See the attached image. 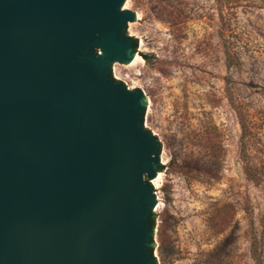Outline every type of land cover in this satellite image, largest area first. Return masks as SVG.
<instances>
[{
  "label": "water",
  "instance_id": "95a60500",
  "mask_svg": "<svg viewBox=\"0 0 264 264\" xmlns=\"http://www.w3.org/2000/svg\"><path fill=\"white\" fill-rule=\"evenodd\" d=\"M127 0H0V264H157L159 140Z\"/></svg>",
  "mask_w": 264,
  "mask_h": 264
},
{
  "label": "rangeland",
  "instance_id": "374dc122",
  "mask_svg": "<svg viewBox=\"0 0 264 264\" xmlns=\"http://www.w3.org/2000/svg\"><path fill=\"white\" fill-rule=\"evenodd\" d=\"M124 8L138 14L126 35L143 61L112 73L144 93L160 142L157 264H264V0ZM211 138L223 147L215 158Z\"/></svg>",
  "mask_w": 264,
  "mask_h": 264
},
{
  "label": "trees",
  "instance_id": "16d2710c",
  "mask_svg": "<svg viewBox=\"0 0 264 264\" xmlns=\"http://www.w3.org/2000/svg\"><path fill=\"white\" fill-rule=\"evenodd\" d=\"M137 47H138V43L136 42L135 43V48H137ZM217 131H218L217 126L216 125H211L210 128H209L208 134L210 136H212L213 134L217 135ZM210 141H211V143H210ZM210 141H209V147H210V150H211L212 157H214V158L215 157H218L219 154L221 153V151L223 150V147H222L221 144L220 145L219 144L217 145V143L216 144L213 143V141H214L213 138H211ZM198 167H199V169H203V166H200L199 165ZM182 168H183V170H185V172H188V169H186V165L185 166H182ZM150 223H151L152 226L155 225L153 219H150ZM256 259H257V264H263V262L260 261V257L259 258L256 257Z\"/></svg>",
  "mask_w": 264,
  "mask_h": 264
},
{
  "label": "bare ground",
  "instance_id": "6f19581e",
  "mask_svg": "<svg viewBox=\"0 0 264 264\" xmlns=\"http://www.w3.org/2000/svg\"><path fill=\"white\" fill-rule=\"evenodd\" d=\"M138 15V14H137ZM139 18V17H138ZM137 60H140L139 62H141V61H143V59L140 57V55L139 54H137V53H135L134 55H133V60H132V62L130 63V65H133ZM138 62V61H137ZM129 65V64H128ZM147 100V99H146ZM147 102V101H146ZM161 180H162V173H158L157 174V177H156V179L155 180H153V184H154V186H158V183L159 182H161Z\"/></svg>",
  "mask_w": 264,
  "mask_h": 264
}]
</instances>
